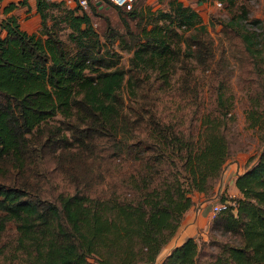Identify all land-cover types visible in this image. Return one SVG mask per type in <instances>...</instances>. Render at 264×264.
<instances>
[{
  "label": "trees",
  "instance_id": "trees-1",
  "mask_svg": "<svg viewBox=\"0 0 264 264\" xmlns=\"http://www.w3.org/2000/svg\"><path fill=\"white\" fill-rule=\"evenodd\" d=\"M104 1L131 39L128 69L107 45L119 32L109 26L102 42L94 28L91 0L90 12L36 0V32L10 13L26 0L2 9L0 263L264 264V134L234 178L239 195L220 196L234 204L211 217L208 240L189 236L159 259L193 194L218 193L233 149L232 96L216 76L215 99L201 109L197 77L213 53L196 10L180 0L156 10ZM222 26L254 68L246 119L264 131V52L253 31L231 20ZM178 68L186 70L172 88ZM127 83L133 95L141 90L132 118L120 94ZM56 115L62 130L48 124Z\"/></svg>",
  "mask_w": 264,
  "mask_h": 264
},
{
  "label": "rangeland",
  "instance_id": "rangeland-1",
  "mask_svg": "<svg viewBox=\"0 0 264 264\" xmlns=\"http://www.w3.org/2000/svg\"><path fill=\"white\" fill-rule=\"evenodd\" d=\"M65 5L71 7L70 3L66 0ZM99 0H91L94 4ZM170 0H137L134 4V8H143L146 10H156L157 8L167 9L169 8ZM184 5L189 6L196 10L201 18V23L206 27L207 37L211 44V50L213 53L212 60L209 68L204 72L205 75L197 77L198 95L200 97L201 109L209 108L213 103L215 97L213 94V87L217 85L218 76L222 81L224 87V94L232 96V112L234 114L235 121L232 123V135L230 136L232 142V151L229 155V163L237 162L242 164L246 162L250 153H255L260 148L259 137L264 134V131L258 127H249L247 125L246 112L250 108L249 94L254 87L249 86L248 77L250 73L254 75L252 64L249 58L244 52L243 46L239 45V40L232 35L229 27L224 31L222 22L232 21L235 24L242 25L249 31H253V45L256 48H262L264 52V0H180ZM97 13L91 14V19L94 28L98 32L101 41H105V34L109 26L117 30L119 34L113 39L111 43H107L110 52L114 53V58L118 59V65L124 69L129 67V58L131 51L129 45H131V39L125 34L123 24L120 20L118 13L106 1L101 0L96 4ZM88 12L89 9H88ZM132 29L134 25L131 23ZM38 30V29H37ZM188 67L193 66L194 61L186 60ZM188 69V68H187ZM185 68L177 69V73L171 79L172 88L178 86L180 82V75L185 72ZM139 75L137 82L141 81ZM143 84V83H142ZM213 91V92H212ZM120 94L124 100V112L128 113V117H133L135 111L139 109V100L141 102V90L138 89L137 93L133 95L129 90V85L124 84L120 90ZM229 115V114H228ZM62 116L56 115L49 120V126L59 125V130H62L63 123ZM44 137V136H42ZM142 141V136L137 135ZM103 165V164H102ZM100 171V168H99ZM226 173H229L228 171ZM232 174V172H231ZM231 174L228 176L230 179ZM95 176L96 173L93 172ZM105 180L100 181L99 187L106 188L108 185V175L105 173ZM218 182L215 184V189ZM225 189L221 193H216L215 198L212 197L210 201L206 203L208 212L205 215L207 220V226L203 225L198 228L197 234L194 238L199 241L208 240L207 229L209 220L215 214L212 211V204L214 199L219 201L221 195L229 196ZM198 205L196 207L197 212ZM188 214L187 211L185 215ZM192 214V211L190 212ZM184 215V216H185ZM197 213L195 214V216ZM200 216L201 214L198 213ZM205 222V221H204ZM216 235L220 238L219 234ZM204 238V239H202ZM228 238V237H225ZM178 242V240H177ZM169 245L167 246V248ZM166 247H164L165 249ZM165 251V250H164ZM162 251V252H164ZM1 264V263H0Z\"/></svg>",
  "mask_w": 264,
  "mask_h": 264
},
{
  "label": "crops",
  "instance_id": "crops-1",
  "mask_svg": "<svg viewBox=\"0 0 264 264\" xmlns=\"http://www.w3.org/2000/svg\"><path fill=\"white\" fill-rule=\"evenodd\" d=\"M20 1L22 0H0V17L2 16V9L5 5L9 4V3H16L18 4ZM36 0H26L25 4H19L13 11H11L10 13L14 12L16 14L19 15V21L21 24V27L23 29H25L27 32H36L37 29L39 28V17L36 14L35 8H36ZM252 153H250L249 155H251ZM245 164V163H244ZM244 166V165H243ZM243 170L242 164L237 162H232L229 163V161H227V165L224 169L223 175L221 176L218 185L216 187V190L218 193H221L224 191L225 186L227 184V188H226V192L229 193V197H236L239 195V191L238 189L235 187L234 184V178L236 176L237 173L241 172ZM229 173H226V172ZM232 172V174H231ZM231 174L230 179H228V176ZM193 198V205L187 210V213L183 220L182 223L178 229V231L176 232V234L173 236V238L168 242V244L165 246L166 248L161 251V254L159 255V259H162L163 256H165L166 253L169 252V250L181 243L185 238L192 236L195 237V235L197 234V230L199 227L206 225L207 226V220L205 218V215H207V205L206 203H208L207 201H210L212 199H209L207 197H205L203 195V193H198L195 192L192 196ZM216 202V199H214V203ZM198 205L197 208V212H196V207ZM192 211V214H190V212ZM197 213V215L195 216V214ZM198 213H200L201 215L199 216ZM205 221V222H204ZM178 240V242H177ZM169 245V247L167 248V246Z\"/></svg>",
  "mask_w": 264,
  "mask_h": 264
},
{
  "label": "built area",
  "instance_id": "built-area-1",
  "mask_svg": "<svg viewBox=\"0 0 264 264\" xmlns=\"http://www.w3.org/2000/svg\"><path fill=\"white\" fill-rule=\"evenodd\" d=\"M66 1L70 3L71 6H78L79 8L83 10H87L88 12L90 0H66ZM107 1H109L113 5L120 6L125 9H131L134 7V4L137 0H107ZM229 203L234 204L233 201L215 202L212 204V211L214 213H217L218 211L226 208V205Z\"/></svg>",
  "mask_w": 264,
  "mask_h": 264
},
{
  "label": "water",
  "instance_id": "water-1",
  "mask_svg": "<svg viewBox=\"0 0 264 264\" xmlns=\"http://www.w3.org/2000/svg\"><path fill=\"white\" fill-rule=\"evenodd\" d=\"M101 0L97 1L96 4H98Z\"/></svg>",
  "mask_w": 264,
  "mask_h": 264
}]
</instances>
